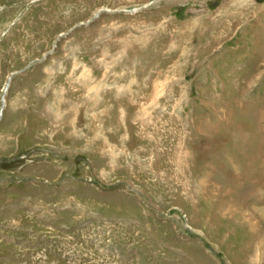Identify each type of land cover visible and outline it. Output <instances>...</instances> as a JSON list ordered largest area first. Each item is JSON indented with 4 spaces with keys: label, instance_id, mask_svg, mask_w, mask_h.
<instances>
[{
    "label": "rangeland",
    "instance_id": "374dc122",
    "mask_svg": "<svg viewBox=\"0 0 264 264\" xmlns=\"http://www.w3.org/2000/svg\"><path fill=\"white\" fill-rule=\"evenodd\" d=\"M0 264H264V0H0Z\"/></svg>",
    "mask_w": 264,
    "mask_h": 264
}]
</instances>
